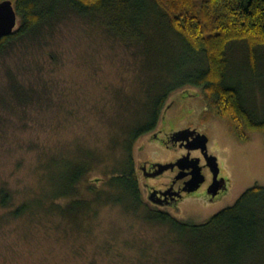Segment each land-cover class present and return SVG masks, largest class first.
Listing matches in <instances>:
<instances>
[{
  "label": "rangeland",
  "instance_id": "obj_1",
  "mask_svg": "<svg viewBox=\"0 0 264 264\" xmlns=\"http://www.w3.org/2000/svg\"><path fill=\"white\" fill-rule=\"evenodd\" d=\"M65 15L42 30L41 42H23L0 61V95L7 93L8 71L39 87L42 95L41 106L7 109L0 104V188L11 196L9 208L0 206V264H189L169 226L147 219L158 210L148 202L140 176L142 206L137 210L116 202L121 191L109 185L129 166L180 155L178 149L141 137L132 144L130 164L125 148L130 133L146 123L148 93H163L149 92L150 87L178 57L161 40L155 39L153 51L143 52L98 21ZM227 57L229 74L242 80L252 108L264 117V47L255 51L254 75L249 73L252 57L241 45L231 46ZM159 120L166 130L191 128L205 135L207 151L228 185L213 202H207L203 190L183 200L178 212L166 210L177 221L203 224L247 189L264 186V131H248L247 140H239L230 124L210 110L201 88L180 85L172 91ZM60 160L89 162L76 195L58 201L61 207L84 201L88 213L73 218L46 209L47 173ZM40 195L44 206L39 212L9 214Z\"/></svg>",
  "mask_w": 264,
  "mask_h": 264
},
{
  "label": "trees",
  "instance_id": "obj_2",
  "mask_svg": "<svg viewBox=\"0 0 264 264\" xmlns=\"http://www.w3.org/2000/svg\"><path fill=\"white\" fill-rule=\"evenodd\" d=\"M9 1L19 25L0 40V61L23 42H41L42 30L52 28L66 13L98 21L119 41L138 45L143 52L153 51L156 39L176 53L178 61L169 64L163 78L149 89L163 93H148L145 125L132 131L125 142L130 164L133 142L157 125L166 98L180 85L201 88V96L210 110L230 124L239 140L246 141L248 131H264V117L260 118L252 108L242 80L237 81L229 74L231 62L227 57L231 46L241 45L252 57L249 73L255 74V51L264 47V0ZM48 57L53 60L56 56ZM164 77L170 78L169 82H164ZM6 78L7 93L0 95L2 106L7 109L41 106L39 87L19 80L12 71L7 72ZM88 163L60 160L48 170V187L42 197L49 202L47 210L60 215L67 213L73 218L90 211L84 201H69L66 207L58 203L76 195ZM109 185L121 191L122 196L116 202L127 203L134 210L142 206L130 166L127 174L110 178ZM42 198L40 195L25 202L9 214L17 218L24 213L39 212L44 206ZM94 202L99 205L98 196ZM10 204L11 196L1 187L0 206L9 208ZM147 219L169 226L175 241L183 246L189 264H264V186L247 189L233 205L203 224L180 222L160 211L150 212Z\"/></svg>",
  "mask_w": 264,
  "mask_h": 264
},
{
  "label": "flooded vegetation",
  "instance_id": "obj_3",
  "mask_svg": "<svg viewBox=\"0 0 264 264\" xmlns=\"http://www.w3.org/2000/svg\"><path fill=\"white\" fill-rule=\"evenodd\" d=\"M158 124L141 137H148L147 141L150 144H157L166 149H178L180 150V155L168 162L145 160L138 164L136 168H133L137 184L140 176L141 184L146 191V198L153 207L171 216L166 210L178 212L180 210V203L198 191L203 192L204 190L207 202H213L227 192V180L221 175L219 166V173L214 181L213 174L200 149H188L193 144V137H189L181 132L187 129L194 131V129L174 128L166 130L160 128ZM193 153H196V155ZM207 153L209 156H212L208 151ZM186 156L189 158L181 162L180 165L184 164L189 166V168L181 170L175 164ZM164 165L172 166L165 170L162 167ZM197 167H200V173L203 175L204 180L196 190L189 191L192 186L189 183L192 178L191 174ZM149 181H153V184H149ZM171 217L174 218L173 216Z\"/></svg>",
  "mask_w": 264,
  "mask_h": 264
},
{
  "label": "water",
  "instance_id": "obj_4",
  "mask_svg": "<svg viewBox=\"0 0 264 264\" xmlns=\"http://www.w3.org/2000/svg\"><path fill=\"white\" fill-rule=\"evenodd\" d=\"M16 25H17V14H16V11L14 9L12 2L9 0L0 1V40L3 37H6L12 34L14 29L16 28ZM181 133L189 137H193V144L192 146L188 147V149L189 150L200 149L205 160L207 161V164L213 174V179L215 181L219 173V168H218L217 159L214 156H209L207 153V142H208L207 137L203 134H199L196 131H192V130H184ZM188 158H189L188 156L183 157L175 165H178L181 170L189 168V166L187 165H184V164L180 165L181 162H183L184 160ZM196 164L198 166V162ZM171 166L172 165L170 166L164 165L162 167L163 169L166 170L170 168ZM191 175H192V178L189 181V183L192 186L189 191H194L203 182L204 178H203V175L200 173V167H197V169L195 168V170L193 171Z\"/></svg>",
  "mask_w": 264,
  "mask_h": 264
},
{
  "label": "bare ground",
  "instance_id": "obj_5",
  "mask_svg": "<svg viewBox=\"0 0 264 264\" xmlns=\"http://www.w3.org/2000/svg\"><path fill=\"white\" fill-rule=\"evenodd\" d=\"M193 97V96H192ZM140 194V193H139ZM176 219V218H175Z\"/></svg>",
  "mask_w": 264,
  "mask_h": 264
}]
</instances>
